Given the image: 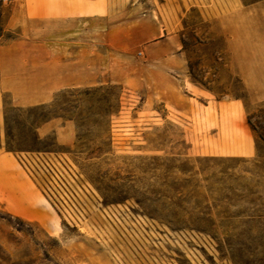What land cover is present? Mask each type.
<instances>
[{
  "label": "rangeland",
  "instance_id": "374dc122",
  "mask_svg": "<svg viewBox=\"0 0 264 264\" xmlns=\"http://www.w3.org/2000/svg\"><path fill=\"white\" fill-rule=\"evenodd\" d=\"M7 49L89 85L23 108L0 86L1 147L50 158L55 196L39 222L0 204V264H264V0H0Z\"/></svg>",
  "mask_w": 264,
  "mask_h": 264
},
{
  "label": "crops",
  "instance_id": "0c3cea01",
  "mask_svg": "<svg viewBox=\"0 0 264 264\" xmlns=\"http://www.w3.org/2000/svg\"><path fill=\"white\" fill-rule=\"evenodd\" d=\"M69 68L71 66L62 62L56 53L7 49L0 51V86L11 93L14 107L43 106L49 104L54 93L89 85L85 66L79 72H71ZM53 132L61 146L74 141L70 124L62 126L53 120L37 128L40 139ZM232 153L253 155L255 148L254 145L246 149L240 147ZM18 157L4 152L0 145V197L3 199L0 204L21 219L42 221L37 195L41 192L19 164Z\"/></svg>",
  "mask_w": 264,
  "mask_h": 264
},
{
  "label": "built area",
  "instance_id": "2783aa9c",
  "mask_svg": "<svg viewBox=\"0 0 264 264\" xmlns=\"http://www.w3.org/2000/svg\"><path fill=\"white\" fill-rule=\"evenodd\" d=\"M18 162L24 171L27 173L29 178L36 184L40 192L45 195L48 200L53 201L55 197L53 194V188L51 183L47 180H41V176L44 174L49 173V170L52 172L51 168V159L48 157L43 156H36V157H26V156H19ZM58 160V159H57ZM59 161V160H58ZM49 169V170H48Z\"/></svg>",
  "mask_w": 264,
  "mask_h": 264
},
{
  "label": "trees",
  "instance_id": "16d2710c",
  "mask_svg": "<svg viewBox=\"0 0 264 264\" xmlns=\"http://www.w3.org/2000/svg\"><path fill=\"white\" fill-rule=\"evenodd\" d=\"M52 104H50L49 106H47L46 108H51ZM50 119L46 120L45 123L49 122Z\"/></svg>",
  "mask_w": 264,
  "mask_h": 264
},
{
  "label": "bare ground",
  "instance_id": "6f19581e",
  "mask_svg": "<svg viewBox=\"0 0 264 264\" xmlns=\"http://www.w3.org/2000/svg\"><path fill=\"white\" fill-rule=\"evenodd\" d=\"M55 227L58 228V223L57 222H55Z\"/></svg>",
  "mask_w": 264,
  "mask_h": 264
}]
</instances>
